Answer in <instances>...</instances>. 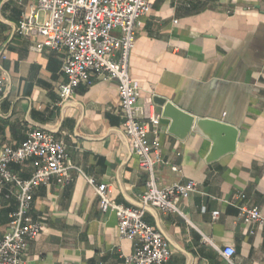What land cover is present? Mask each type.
I'll return each instance as SVG.
<instances>
[{
	"label": "crops",
	"instance_id": "obj_1",
	"mask_svg": "<svg viewBox=\"0 0 264 264\" xmlns=\"http://www.w3.org/2000/svg\"><path fill=\"white\" fill-rule=\"evenodd\" d=\"M31 4L0 0V146L43 130L63 141L71 168L65 183L51 178L34 191L29 215L41 229L28 241L25 264H123L132 253L134 243L118 236L116 215L100 209L87 178L107 185L112 201L144 209L170 248L166 264H264L262 232L237 216L240 205L264 215V0H151L139 19L129 72L140 86L143 115L160 117L152 99L162 96L195 119L238 128L235 150L206 162L208 139L198 133L179 139L160 117V152L180 171L160 166L157 181L192 180L200 190L178 199L182 214L141 204L148 175L124 135L114 80L93 78L54 104L65 80L64 51H37L41 36L16 31ZM35 161L9 166L26 179ZM16 207L14 196H0V239ZM227 247L234 250L230 262L221 253Z\"/></svg>",
	"mask_w": 264,
	"mask_h": 264
},
{
	"label": "built area",
	"instance_id": "obj_2",
	"mask_svg": "<svg viewBox=\"0 0 264 264\" xmlns=\"http://www.w3.org/2000/svg\"><path fill=\"white\" fill-rule=\"evenodd\" d=\"M151 10V0H32L27 13L19 21L16 31L21 35L36 33L43 40L33 49L64 51L62 74L64 82L57 88L60 105L73 95L79 85H87L93 78L103 76L116 82L123 132L130 150L138 158L140 167L148 175L140 196L143 206L161 213L182 214L177 206L179 198L200 192L195 181L161 184L155 170L179 167L162 157L159 143L158 115L145 117L136 101L140 86L129 72V57L135 44L139 19ZM43 15V17L40 16ZM3 77L0 75V97ZM152 140H148V134ZM35 157L34 171L23 179L10 169L11 162H22ZM68 154L65 144L52 134L32 129L18 145L0 146V196H14L16 209L10 213L7 229L0 239V264H25L28 241L40 232L41 225L31 219L29 210L37 187L51 178L58 184L67 181ZM87 182L94 187L102 211H112L117 218V233L134 243L132 253L124 256L123 264H166L171 251L159 231L145 220L141 207L127 206L110 199L105 184ZM219 214L211 213L212 219ZM237 216L244 223L257 225L264 237V215L257 206H237ZM206 242H210L206 237ZM221 253L228 262L234 250L227 247Z\"/></svg>",
	"mask_w": 264,
	"mask_h": 264
},
{
	"label": "water",
	"instance_id": "obj_3",
	"mask_svg": "<svg viewBox=\"0 0 264 264\" xmlns=\"http://www.w3.org/2000/svg\"><path fill=\"white\" fill-rule=\"evenodd\" d=\"M152 103L160 109V117L169 120L167 131L179 139L198 133L211 142L206 162L232 153L236 148L238 128L226 121L196 118L162 96H154Z\"/></svg>",
	"mask_w": 264,
	"mask_h": 264
}]
</instances>
